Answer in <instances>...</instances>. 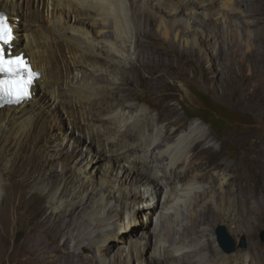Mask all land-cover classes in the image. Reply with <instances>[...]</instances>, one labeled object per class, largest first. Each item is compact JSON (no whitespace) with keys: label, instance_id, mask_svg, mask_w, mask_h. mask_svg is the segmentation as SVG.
Instances as JSON below:
<instances>
[{"label":"bare ground","instance_id":"bare-ground-1","mask_svg":"<svg viewBox=\"0 0 264 264\" xmlns=\"http://www.w3.org/2000/svg\"><path fill=\"white\" fill-rule=\"evenodd\" d=\"M240 1L0 0V10L7 13L8 19L15 27L16 36L11 43L14 46L12 51H15L16 55L22 54L30 58L34 69L42 74L33 88L32 99L18 106L0 108V164L4 165V168L0 165V194L6 192L0 205V252L5 248L3 238L7 236L3 229L8 227L11 221V209L17 221L26 220V215L10 205L11 194L4 182L11 181L16 174H20L28 181L27 186H31L28 177H34L36 173L42 174V181H46V178L53 180V168L62 164L61 177L65 186L62 192L60 187L55 191L52 189L53 215L43 220L37 215V220L31 222L24 248L33 257L26 260L25 264H48L52 254L55 258L53 264H98L100 259H103V264H125L126 261H129V264H182L191 254L197 264H264V257L256 259L260 254H252L251 251L249 256L224 252L219 256L213 246L214 239L208 238L204 242L201 240L208 231L205 225L211 224L214 217L222 213L228 220L236 212L237 200H241L245 206H249L254 199L258 200L261 204V215L264 216V191L261 188L253 192L246 185H242L243 198L236 196L238 181L245 177L242 174L232 176L231 165L220 162L210 168L211 171L219 168L225 169L226 172L216 174L217 185L209 188L201 185L210 178L209 174L205 173L208 168L202 172L203 165L201 171L193 176L189 175L190 169L183 171L180 182L176 181L174 177L181 165L188 161L193 142L202 143L207 138L206 133L202 131L201 122L192 123L182 132L178 129L168 132L158 142V126L151 112L147 113L145 109L139 111L134 105L112 102L111 110H106L109 99L123 101L132 92L136 79L131 70L136 66L149 70V75L140 78L141 82L142 79L157 81L153 85L155 91L163 85V78L160 79L157 73L163 65L169 63L168 56L154 50L144 40L146 33L140 26L141 20L155 19L160 29L169 32L180 20H184L187 29L178 36L201 46L218 38L216 39L217 35L209 36L205 31L199 30L197 23L200 21H197L196 15L202 14L206 24L212 13L215 21L222 12L223 16L241 14L232 12L235 10L234 5ZM21 3L25 5H19ZM192 4H196L197 11L191 7ZM18 10L24 17L19 16ZM22 18L25 22L24 28L19 26L22 25ZM246 23L245 37L249 40L251 29L249 30L248 26L253 23ZM226 38L229 43L224 46L225 49L224 44L219 42L215 53L207 49L202 55L205 61L209 62L210 68L205 70V74L207 81L213 86L226 82V74L221 72L227 66L233 65L236 60L234 49L241 45L238 37H232L231 31L227 32ZM18 39L28 43H25V47L29 48L30 57L24 52L17 53ZM134 46L138 55L135 62L131 58ZM51 113L53 118L50 117ZM79 113L81 117L77 116ZM57 116L66 119L68 135L63 141L53 134ZM169 122V126L174 124ZM83 131L90 135L86 136ZM124 132L131 134L124 138ZM77 134L78 138L74 137ZM171 141L175 142L169 144ZM83 147L90 151L97 150L100 160H108L111 164L110 174L118 173L121 176H117L114 184L106 181L101 185V197L95 203V209L77 223L75 220L78 217V201L83 189L74 194L69 203L63 198V195L70 192L68 186L83 179V188L92 187V190H96L87 175L88 167L85 170L80 167L71 168V163H78L80 159H87L91 164L94 162L83 152ZM156 151L158 155L155 162L158 165L153 168L150 167V159ZM132 181H135L134 185H129ZM164 193L166 199L161 203ZM150 197L158 198L159 204L143 207L149 204ZM192 198L197 201V205H187ZM124 200L131 201L128 212L133 211L131 216L135 219L118 225V229L123 230H120L122 233L127 232L130 227L134 236L132 227L136 219L141 217L143 221H146L145 218L152 221L159 213V205L162 206L160 216L165 218L159 231H142L141 241L134 242V238H131V248L125 257L117 253L121 250L116 241L120 232L112 233V227L118 222L124 208ZM138 203L143 205V209L137 207ZM197 207H203L204 210L198 211ZM183 208L187 211H183L184 220L189 222L186 226L183 225V220L175 219L173 213H170L171 209ZM72 226L76 236H67L66 242L60 244L59 240L68 235L67 232ZM16 236H19L18 231ZM90 237L98 240L99 258L94 256L89 259L83 254L69 250L70 238L79 243L81 240H90ZM152 237L155 239L156 249L151 258H147L144 253L152 248ZM195 244L196 246H192ZM87 250L86 247L83 248L84 252ZM205 251L208 256L202 257L201 253ZM113 253L114 257L108 259Z\"/></svg>","mask_w":264,"mask_h":264},{"label":"rangeland","instance_id":"rangeland-1","mask_svg":"<svg viewBox=\"0 0 264 264\" xmlns=\"http://www.w3.org/2000/svg\"><path fill=\"white\" fill-rule=\"evenodd\" d=\"M19 5H25V3H21ZM191 7H193L196 11L198 10L196 4H192ZM234 8L235 10L232 12H239L241 14L223 16L224 13L222 12L220 16L216 17L217 21H215V16L212 13L211 17L209 16V20L211 21L207 20V25L204 24L202 14L198 13L196 15L197 21H200L197 23V27L200 31H205L209 36L211 34L213 36L219 35L218 37L216 36V39L218 38V40H211L210 38L209 40L211 41L208 44H202L201 46H198L193 41H187L178 36L182 34V32L184 33L187 29L185 27L186 24H184V20H180L178 24L174 25L171 32L165 29H160L156 25L155 19L141 20L140 26L146 33L144 40L147 41L154 50L168 56L169 63L163 65L157 73V76L160 79L163 78V85L155 91L153 89V85L157 81L151 82L150 80L146 79V81H144L142 79L141 82L140 78L145 75H149V70L136 66L131 70L132 76L136 79L134 86H132V92L129 94L127 99L123 101L109 99V104L106 106V110L108 109V112L111 110L110 103L112 102L119 105H134L137 110L139 109V111L141 109H145L147 110V113L151 112L158 126V142L159 140L161 141L168 132H172L177 129L182 132L188 129L194 122H197V124L202 123L201 128L202 131L206 133V140L202 143L199 142L198 144L193 142L189 151V154H191L189 155L188 161L181 165V168H179L180 170L174 178H176V181L178 180L180 182L183 171L190 169L189 175L193 176L194 173L201 171L200 168L203 165L202 172L205 171L203 169L208 168L205 173H208L210 178L201 185L205 188H209L217 185L218 180L216 178V174L226 172L225 169L217 168L211 171L210 168H212V166L216 163L223 162L226 165L232 166L230 171L232 176L242 174L245 177L244 179L242 178V181H238V188L235 189V195H238L239 198L242 199V185H246L253 192L261 188L264 191V0H241L239 4L234 5ZM215 11H219V9H215ZM19 16L24 17V14H19ZM246 22L253 23L251 26H248V28L250 27L249 30L251 29L249 40L245 37V31L247 29L244 30V25ZM24 23L25 22L23 21L21 23L22 25L19 26L24 28ZM228 31H231L232 37H238L237 39L241 45L237 46V49H234L236 54L234 56V60L235 58L236 60L233 62V65L227 66L221 72L224 73L223 75L226 74V82H221L216 86H213L206 79L207 75L205 74V70L209 69L210 66L209 62L205 61L202 55L205 50L207 51V49L215 53L219 48V42L224 44L223 48L225 49L224 46L229 43V39L226 38ZM26 44L28 45L27 42ZM227 49L228 47L226 46V50ZM256 51H258V53ZM227 52L230 53V50ZM137 57L138 55L134 46L131 57L133 62L137 60ZM256 64L257 66H255ZM199 94L208 96L214 103L234 112L233 120H231L233 124L228 125L226 130L223 132L221 131V134L218 135L210 125L204 123L198 118L192 119L195 112L194 109L200 105V102L198 101ZM119 98L120 97H118V99ZM79 114L77 116L81 117V114ZM50 117L53 118L54 115L51 113ZM169 121H172L174 124L169 126ZM55 127L53 134L63 141L64 137L68 135L66 119L61 116H57ZM103 128L104 126L102 125L101 129L103 130ZM83 132L86 136L90 135V133L86 134V131ZM130 134L131 133L124 132L123 137L126 138ZM74 137L78 138V134L74 135ZM174 142L175 141H171L169 144ZM114 149L116 150L117 148L114 147ZM82 150L86 156L93 159L94 162L91 164L87 161V159L83 160L84 162L80 159L78 163L72 162L71 168L79 169L80 167V169L85 170L88 167L89 169L87 171V175L90 178V183H94L93 186L95 187L93 188H96V190H92V187L83 188V179L77 180L76 183H71L68 186V190L70 191L69 194L71 193V196L67 194L65 196L63 195V198L69 203L72 201V196L74 194L81 192L82 189L86 191L83 192L82 190L83 194L78 201L79 204L76 217L78 215L79 219L77 217L75 220L77 223L80 222L82 217L92 213L95 209V203L99 201L101 197V185H103L106 181H111L113 182L112 184H114L117 176H121V174L118 175V173L113 175L110 174L111 164L108 160H100L99 152L97 150L90 151L87 147H83ZM157 155L158 151L154 152V156L150 159V167L155 168L156 165H158V163L155 162ZM153 164L155 165L152 166ZM190 164L191 167L189 168ZM0 165L4 168L3 164ZM53 171V176L55 177L53 180L46 178V181H42V174L40 173H36V177L29 176L28 180L31 182V186H27L28 181H25V178L20 174H16L15 178L11 181L6 180L4 182V184L8 185L9 194H11L12 202L10 205L12 204V208L15 206V209L18 210L19 213L24 216L26 215V220H22L21 222L17 221V217L14 215L13 209H11V221L8 227L3 229L7 237L3 238L5 245L3 250L5 251L2 250L0 252V264H25L26 260L32 259L33 255L28 254L24 248L29 226L37 220V215H40L41 220L49 218L53 215L54 210L51 206L53 196L52 192L59 189V187L62 192L65 186L61 177L63 165L57 164L53 168ZM164 171L165 170L163 168L162 172ZM134 183L135 181H132L129 185H134ZM236 191L238 193H236ZM4 196H6V192L3 191L0 194V205L3 202ZM165 199L166 194L164 193L160 202L164 203ZM192 199L193 200L188 201L187 205L193 206L194 203L197 205V201L194 200V198ZM148 203L149 204H145L144 206L141 203H138L137 207H141L143 209V207H146L147 205L157 206V204H159V199H152L150 197L148 199ZM123 205L124 208L121 210L118 222L112 227V233L119 234L120 232V234L116 236V241L121 250L117 253H120L125 257L131 248V238H134V242L136 240L141 241L143 239L142 231L147 233H151L155 230L159 231L161 225L165 221V218L160 216L162 206L159 205V213L154 216L152 221H148L146 218V221H143L141 217L136 219L134 227L131 226L135 231L134 236H132L133 232L130 227L127 232L122 233L121 231L123 230L118 229L119 226L124 225V221L125 223H128L131 219H135L131 216L133 211L130 213L128 212V207L132 205L131 201L124 200ZM84 206L85 210H83ZM197 210L203 211L204 209L203 207H197ZM183 211L187 212L186 208L180 210L171 209L170 213H173L175 219L181 221L183 220V225L186 226L189 222L184 220ZM261 212V204L258 200H252L249 206H245L241 200H237L236 212L231 215L228 220L225 219L224 214L219 213L217 217L212 219L211 224L205 225V228L208 231L206 232V236L201 238V240L204 242L205 240H208V238L214 239L215 243L213 246L219 253V256H221V252L223 254L224 251L217 243L215 231L218 226L223 225L228 229L230 235L236 242L237 250L232 254L249 256L251 251L253 252L252 254H260L256 259L263 258L264 242H262L260 234L264 231V216L261 215ZM17 231L19 232L18 237L16 236ZM87 231L91 230L87 229ZM67 233L68 235H65L66 237L63 236L59 240L60 244H64V242H66L67 236L73 237V235L76 236L77 234L74 226H72ZM94 236L95 235H93V237ZM93 237H90L91 239L89 238L90 240L88 241L87 239L81 240L79 243H76V241L74 242V240L70 238L68 240V248L77 254H83L89 259L94 256L99 258V250L97 249L98 240L96 241ZM243 239L247 242L246 248H240V243ZM151 241L152 248L144 253L147 258H151L152 252L156 249L155 239L153 237ZM192 246H196V244ZM84 247L88 249L85 251L86 253L83 251ZM114 255V253L111 254L108 259H112ZM201 255L202 257L208 256L206 251L202 252ZM53 256L54 254L51 255L50 259H48V264H51L55 260ZM102 261L103 259H100L98 264H103ZM128 262L129 261H126L125 264H129ZM183 263L197 264V261L192 259L191 254V257H188ZM169 264L173 263L170 262Z\"/></svg>","mask_w":264,"mask_h":264},{"label":"snow or ice","instance_id":"snow-or-ice-1","mask_svg":"<svg viewBox=\"0 0 264 264\" xmlns=\"http://www.w3.org/2000/svg\"><path fill=\"white\" fill-rule=\"evenodd\" d=\"M11 39L12 29L8 20L0 15V73L9 76L8 80H0V92L12 95L16 102H19L30 95L28 88L36 74L28 69L21 57L5 59L3 45L9 44Z\"/></svg>","mask_w":264,"mask_h":264},{"label":"trees","instance_id":"trees-1","mask_svg":"<svg viewBox=\"0 0 264 264\" xmlns=\"http://www.w3.org/2000/svg\"><path fill=\"white\" fill-rule=\"evenodd\" d=\"M198 101L200 105L194 109L192 119L198 118L204 123L210 125L219 135L221 131L226 130L228 125L233 124L234 112L225 109L222 106L214 103L208 96L199 94Z\"/></svg>","mask_w":264,"mask_h":264},{"label":"water","instance_id":"water-1","mask_svg":"<svg viewBox=\"0 0 264 264\" xmlns=\"http://www.w3.org/2000/svg\"><path fill=\"white\" fill-rule=\"evenodd\" d=\"M216 238H217V243L220 246V248L227 254H232L237 250L236 242L233 239V237L230 235L228 229L220 225L217 227L216 231ZM260 238L262 242H264V231L261 232ZM247 247V242L245 239L242 240L240 243V248H246Z\"/></svg>","mask_w":264,"mask_h":264},{"label":"clouds","instance_id":"clouds-1","mask_svg":"<svg viewBox=\"0 0 264 264\" xmlns=\"http://www.w3.org/2000/svg\"><path fill=\"white\" fill-rule=\"evenodd\" d=\"M1 11V10H0ZM15 51H13V53H14ZM14 55H16V54H14ZM28 60H29V62H30V58H27ZM31 63V62H30ZM31 66H32V64H31ZM32 68H33V70H35V71H37L36 69H34V67L32 66ZM39 72V71H38ZM40 74H41V72H39ZM41 76H42V74H41ZM41 78V77H40ZM39 78V79H40ZM37 81V80H36ZM36 81H35V85H36ZM35 85L34 86H32V89L30 90V95H31V99L33 98V88L35 87ZM30 100V99H29ZM25 101H27L26 99L25 100H23V101H21L20 103H18V104H13V103H17L16 102V100L15 101H13V102H11V103H8L7 105H5L4 107H6V106H8V107H14V106H18V105H21V104H23ZM3 107V108H4ZM220 247V246H219Z\"/></svg>","mask_w":264,"mask_h":264},{"label":"flooded vegetation","instance_id":"flooded-vegetation-1","mask_svg":"<svg viewBox=\"0 0 264 264\" xmlns=\"http://www.w3.org/2000/svg\"><path fill=\"white\" fill-rule=\"evenodd\" d=\"M24 21V19H22L21 23ZM19 43L16 45V48L18 47V52H24L26 53V56L30 57V53H29V48L25 47V43L26 41H24L23 39H18Z\"/></svg>","mask_w":264,"mask_h":264}]
</instances>
